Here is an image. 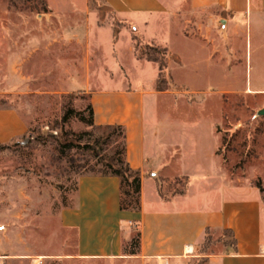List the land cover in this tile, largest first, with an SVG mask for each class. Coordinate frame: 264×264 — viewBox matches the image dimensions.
I'll list each match as a JSON object with an SVG mask.
<instances>
[{"label": "crops", "instance_id": "1", "mask_svg": "<svg viewBox=\"0 0 264 264\" xmlns=\"http://www.w3.org/2000/svg\"><path fill=\"white\" fill-rule=\"evenodd\" d=\"M45 2L46 12L22 14L18 22L9 9L0 11V96L38 95L46 79L57 81V94L86 95L96 126L125 129L126 160L141 173V207L121 209L119 178L80 175L74 201L56 217L60 229L75 235L73 255H38L23 235L6 231L0 264H264V193L253 183L256 178L264 188L262 171L251 170L249 180L230 178L220 155L221 123L184 120L178 112L190 103L175 98L178 92L168 83L159 90V64L136 55L142 45L162 48L169 80L184 95H201L176 84L172 69L188 62L196 79L206 60L196 51L205 53V43L212 46L208 60L214 62L223 54L217 30L264 28V0H101L121 25L117 39L113 24L101 23L90 0ZM104 28L113 35L115 71L102 58L100 68L93 66V56L102 53ZM214 69L216 84L221 68ZM227 91L233 89L222 92ZM248 92L264 96V86ZM29 127L19 109L0 106V145L25 137ZM179 181L183 191L176 189ZM135 232L139 250L130 255L125 248ZM207 240L210 249H222L206 252Z\"/></svg>", "mask_w": 264, "mask_h": 264}, {"label": "rangeland", "instance_id": "2", "mask_svg": "<svg viewBox=\"0 0 264 264\" xmlns=\"http://www.w3.org/2000/svg\"><path fill=\"white\" fill-rule=\"evenodd\" d=\"M49 1L53 5L58 2ZM90 2L91 8L98 10L101 23L108 19L115 31L120 30L121 25L101 0ZM45 7L47 8L45 0H0V11L9 9L15 22H18L22 14L36 17L44 12ZM215 34L220 40L217 46L223 54L216 55L214 62L208 60V53L213 52L212 46L208 47L205 43V53L190 48L191 51H196V54L206 57L205 62L199 64L201 72L196 79L192 77V65L188 62L184 63L182 68L178 66L171 72L176 84L185 85L190 90L196 88L203 94L180 93L183 88L169 80L167 74V80L163 81L161 86L170 84V89L178 92L174 94L175 98H182L190 103L178 112L183 115L184 120L208 119L221 123L220 155L229 177L234 180H249L251 170L256 173L257 169H260L264 175V115H260V111H264V96L248 92V89L254 90L258 86H264V28L253 26L250 30V27L247 29L243 24L237 32L219 29ZM92 35L95 36L94 32ZM102 36V53L93 56V66L100 68L102 58L104 63L115 71L111 30L104 28ZM117 49L119 51V48ZM137 50L136 55L145 60L164 59L165 50L155 45H142ZM179 50L185 54V59L188 58L184 49ZM215 67L221 68V77L216 80V84L212 77ZM216 75L218 76L217 72ZM230 88L233 91L222 92ZM39 90L41 93L38 95L0 96V106L19 109L30 122L29 132L25 137L12 142L6 148H0V238H4L6 231L13 236L23 235L31 243L36 254L47 257L58 255L67 259L73 255L75 235H68L60 229L56 217L62 207L74 201L76 180L80 175L103 171L102 164L84 146L94 144L105 131L98 129L99 126L89 125L90 116L85 110L90 102L82 92L57 94V81L53 79H46L45 86L39 87ZM68 103H71L75 111L83 113L84 120L72 117L66 124L61 123ZM191 104L201 107L196 108ZM166 105L168 103L163 104ZM69 141L81 146L67 148L65 145ZM121 143L120 136L112 138V141L102 144V152L110 155L120 148ZM259 181L253 178L254 184ZM178 184L180 185L176 189L183 191L185 183L179 181ZM136 237L137 232L132 242ZM132 242L131 246L125 248V252L135 251V244ZM211 246L212 242L207 240L203 249L209 252ZM221 249L222 247H212L210 250ZM50 261L48 260L47 264H51ZM60 264L129 263L98 260Z\"/></svg>", "mask_w": 264, "mask_h": 264}, {"label": "trees", "instance_id": "3", "mask_svg": "<svg viewBox=\"0 0 264 264\" xmlns=\"http://www.w3.org/2000/svg\"><path fill=\"white\" fill-rule=\"evenodd\" d=\"M47 11L45 7L44 12ZM119 30L115 31V39L118 38ZM166 54H164V59ZM164 59L159 60L158 58H147L148 61H153L159 64L161 74L158 80V89H161V83L165 80V69L167 68ZM72 97V96H71ZM89 113L90 121L89 125L94 126V113L92 106L89 105L86 110ZM72 117H78L81 120H84V115L82 112H77L73 109L71 103L65 108V112L61 118V123L64 125ZM100 130H104L105 133L99 137L94 144H87L84 146L87 150L91 151L94 156L98 159L99 163L102 164L103 171L100 174L102 176H114L120 179L121 181V209L122 210H131L137 211L141 207V173L133 170L126 160V135L125 129L121 126H100ZM120 136L122 138V143L120 148L114 153L108 155L102 152V144H106L112 141V138ZM7 145H0V148H6ZM67 148H74L81 146L77 145L74 141H69L66 143ZM257 186L260 188L261 192L264 193V188L261 183H257ZM135 244V251H129L130 255H136L139 250L140 245V234H137L136 239L132 244ZM131 246V244L129 245Z\"/></svg>", "mask_w": 264, "mask_h": 264}, {"label": "water", "instance_id": "4", "mask_svg": "<svg viewBox=\"0 0 264 264\" xmlns=\"http://www.w3.org/2000/svg\"><path fill=\"white\" fill-rule=\"evenodd\" d=\"M260 115H264V111H261V112H260Z\"/></svg>", "mask_w": 264, "mask_h": 264}]
</instances>
